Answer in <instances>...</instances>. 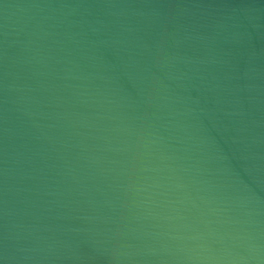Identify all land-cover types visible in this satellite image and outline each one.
Listing matches in <instances>:
<instances>
[{
	"label": "water",
	"instance_id": "1",
	"mask_svg": "<svg viewBox=\"0 0 264 264\" xmlns=\"http://www.w3.org/2000/svg\"><path fill=\"white\" fill-rule=\"evenodd\" d=\"M0 264H264V0H0Z\"/></svg>",
	"mask_w": 264,
	"mask_h": 264
}]
</instances>
